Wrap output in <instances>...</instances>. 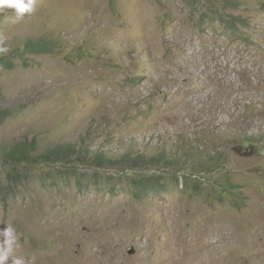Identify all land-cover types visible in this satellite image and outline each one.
<instances>
[{
  "label": "rangeland",
  "instance_id": "obj_1",
  "mask_svg": "<svg viewBox=\"0 0 264 264\" xmlns=\"http://www.w3.org/2000/svg\"><path fill=\"white\" fill-rule=\"evenodd\" d=\"M205 1L0 12V229L25 264H264V0L223 4L246 20L235 33ZM30 40L53 52L25 53ZM32 141L35 159H86L10 178L5 152ZM148 175L162 193L135 198Z\"/></svg>",
  "mask_w": 264,
  "mask_h": 264
},
{
  "label": "trees",
  "instance_id": "obj_2",
  "mask_svg": "<svg viewBox=\"0 0 264 264\" xmlns=\"http://www.w3.org/2000/svg\"><path fill=\"white\" fill-rule=\"evenodd\" d=\"M114 2L116 0H113ZM229 0H206L205 2H202L203 6H208V12L209 13H204V7L202 10V16H205L206 14H210L209 16H215V19L219 20L220 26L223 27L225 30L228 32H233L235 33L236 29H239V26L243 24L245 26L246 20L239 19V18H227L225 14V10L222 8L223 4L225 5L226 2ZM197 7L199 6V3H197ZM264 5V4H263ZM54 44L50 41L46 40H30L27 42L25 45V53L28 54H48L49 52H53ZM3 62V60H0ZM6 61V67L9 69L13 67V61L11 59H7ZM35 150H37L36 143L34 141L30 142L27 144V142L19 143L14 146H12L8 151L5 152V155L3 157L4 162L11 166L12 169H14V172L10 174V178H16L20 174H22V171H19V169L27 167L29 165L33 164H46V161L48 163H65V162H70L71 164L77 163L78 165L82 164L84 160L86 159L83 156H76V158H65L66 156H69V147H66L65 149H54L51 150L47 153L46 155H41L43 159L34 158V153ZM33 158L35 161H33ZM90 159V158H88ZM39 160V161H37ZM37 161V162H36ZM96 162L98 165H102L103 158L101 157H95L93 160ZM102 163V164H101ZM218 168L220 169L222 166L217 165ZM216 166V167H217ZM217 168V169H218ZM226 178V185L231 187V179ZM177 183H179V180L177 179ZM164 184V181L161 180L159 176H141L140 178H134L132 181V186H133V194L135 198L142 199L144 197H147L151 193H162V189H160ZM189 186V183H186L184 181V187L187 189ZM195 186H200V184H197ZM229 190L227 189V192ZM157 193V194H158Z\"/></svg>",
  "mask_w": 264,
  "mask_h": 264
},
{
  "label": "clouds",
  "instance_id": "obj_3",
  "mask_svg": "<svg viewBox=\"0 0 264 264\" xmlns=\"http://www.w3.org/2000/svg\"><path fill=\"white\" fill-rule=\"evenodd\" d=\"M37 0H0V12L5 9L14 10V15L17 19L22 18L25 14H31L36 10ZM7 47H0V54H6ZM0 234L4 239L0 242V264H6V261L11 257L12 264H25V261L13 255L14 245L17 237L15 229L11 226H6L0 229Z\"/></svg>",
  "mask_w": 264,
  "mask_h": 264
},
{
  "label": "bare ground",
  "instance_id": "obj_4",
  "mask_svg": "<svg viewBox=\"0 0 264 264\" xmlns=\"http://www.w3.org/2000/svg\"><path fill=\"white\" fill-rule=\"evenodd\" d=\"M186 259H189V260H186ZM191 259L194 260L193 258H188L187 256H185V254L181 253L179 258L177 260H174L172 263H187L188 264V263H190L189 261Z\"/></svg>",
  "mask_w": 264,
  "mask_h": 264
}]
</instances>
